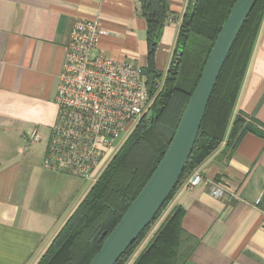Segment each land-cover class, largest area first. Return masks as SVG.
<instances>
[{"label": "crops", "instance_id": "0c3cea01", "mask_svg": "<svg viewBox=\"0 0 264 264\" xmlns=\"http://www.w3.org/2000/svg\"><path fill=\"white\" fill-rule=\"evenodd\" d=\"M190 2L168 0L171 13L155 55L159 72L169 69ZM77 19L99 20L107 32L94 54L148 64L147 20L139 0H0V264H36L88 191L78 188L75 176L42 164ZM238 112L264 126V19L234 115ZM33 128L42 137L34 144L26 139ZM197 170L203 181L192 190L183 183L168 206L185 209L182 226L198 240L185 264H264V136L249 131L233 150L225 139ZM212 181L228 193L210 195ZM73 192L78 198L70 203ZM58 199L66 208L63 217L47 209Z\"/></svg>", "mask_w": 264, "mask_h": 264}, {"label": "trees", "instance_id": "16d2710c", "mask_svg": "<svg viewBox=\"0 0 264 264\" xmlns=\"http://www.w3.org/2000/svg\"><path fill=\"white\" fill-rule=\"evenodd\" d=\"M235 2H190L179 26L169 69L163 77L156 69L155 55L171 13L169 3L168 0H139L141 14L147 20L148 64L144 67V74L149 79L155 75L156 81L163 79L161 88L151 94L154 114L150 119L144 116L135 127L36 264H88L99 251L164 155L217 35ZM263 19L264 0H257L221 69L178 184L154 221L116 264H127L135 255L140 243L168 208L178 188L225 139L226 146L233 150L249 131L264 136L263 124L242 112L234 115ZM181 46L182 57L176 60ZM184 213L182 206L168 210L132 264H185L198 240L183 228Z\"/></svg>", "mask_w": 264, "mask_h": 264}, {"label": "built area", "instance_id": "2783aa9c", "mask_svg": "<svg viewBox=\"0 0 264 264\" xmlns=\"http://www.w3.org/2000/svg\"><path fill=\"white\" fill-rule=\"evenodd\" d=\"M107 32L96 19H77L70 31L55 101L57 120L50 129L42 164L92 184L102 174L123 143L151 109V94L161 88L155 80L149 91L144 66L94 54ZM38 128L26 139L41 141ZM203 181L194 171L184 187L192 190ZM209 193L225 196L219 182H209Z\"/></svg>", "mask_w": 264, "mask_h": 264}, {"label": "water", "instance_id": "95a60500", "mask_svg": "<svg viewBox=\"0 0 264 264\" xmlns=\"http://www.w3.org/2000/svg\"><path fill=\"white\" fill-rule=\"evenodd\" d=\"M256 1L236 0L217 35L200 79L188 100L164 155L88 264H116L145 228L154 221L157 213L178 184L195 144L221 69ZM155 80V75H151L150 92L153 91Z\"/></svg>", "mask_w": 264, "mask_h": 264}, {"label": "rangeland", "instance_id": "374dc122", "mask_svg": "<svg viewBox=\"0 0 264 264\" xmlns=\"http://www.w3.org/2000/svg\"><path fill=\"white\" fill-rule=\"evenodd\" d=\"M192 1V0H191ZM189 6V5H188ZM188 8V7H187ZM187 10V9H186ZM185 10V11H186ZM185 13V12H184ZM182 18H183V15H182V17H181V22H182ZM182 52H183V47L181 46V47H179V49H178V54H177V57H176V60H179V58H181L182 57ZM184 66L187 68L188 67V65H187V63H185L184 64ZM162 74H163V76H165V73H166V71L165 70H163L162 72H161ZM160 81V80H159ZM163 81V79H161V82ZM57 106V105H56ZM153 114H154V112H153V108H152V106H151V109H150V111H148V118L150 119V117L151 116H153ZM152 119H153V117H152ZM152 119L150 120V122L152 121ZM73 177V176H72ZM74 179V182H76V185L77 186H79L78 188L80 189H85V190H89V188H90V186L92 185V182L91 181H88V180H83V179H81V178H78V177H73ZM54 197H57L58 195L56 194V192L54 193V195H53ZM78 198V196H77V194H76V192H73V195L71 196V200H70V203H72V202H74L76 199ZM83 199V198H82ZM79 204V203H78ZM48 209V211H51V212H55L57 215H60L61 214V216L60 217H63V213H64V210L66 209L64 206H61V208H60V204H59V199L57 200V201H55V203L53 204V206H50L49 208H47ZM62 209V210H61ZM75 210V209H74ZM73 210V211H74ZM168 212V208L164 211V213H162V215H161V217L159 218V220L156 222V224H154L153 226H152V228H151V230L149 231V233L146 235V237L143 239V241L140 243V245H139V247L137 248V250H136V252L138 251V250H140V248L142 247V246H144L147 242V240L150 238V236H152L153 235V233H154V231H155V229L157 228V226H158V224H159V222L164 218V216H165V214ZM73 213V212H72ZM71 213V214H72ZM69 218V217H68ZM67 218V219H68ZM62 219V218H61Z\"/></svg>", "mask_w": 264, "mask_h": 264}]
</instances>
